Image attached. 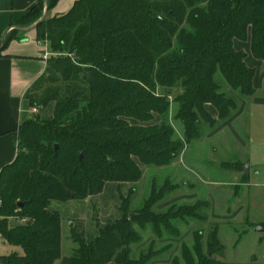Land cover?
<instances>
[{
	"label": "trees",
	"instance_id": "obj_1",
	"mask_svg": "<svg viewBox=\"0 0 264 264\" xmlns=\"http://www.w3.org/2000/svg\"><path fill=\"white\" fill-rule=\"evenodd\" d=\"M58 1L33 6L1 45L3 51L19 39V28L37 24L38 42H48L53 55L25 96L37 113L21 124L17 156L0 172V236L23 251L0 256V264H148L151 254L130 257L139 239L134 225L171 227L177 214L153 211L166 189L153 190L136 211H130L136 189L121 196L122 216L90 244L84 224L73 226L77 248L66 258L52 204L98 196L108 183L136 184L141 165L161 168L176 159L183 146L170 126L129 122L166 114L175 88L182 89L174 101L188 140L199 138L200 120L214 126L238 110L219 74L233 91L253 97L255 69L235 41L250 34L252 55L264 63V0H76L67 13L40 21ZM51 103L53 116L43 119ZM195 252L186 264H220L213 256H224L225 246L215 231L207 252L201 238Z\"/></svg>",
	"mask_w": 264,
	"mask_h": 264
},
{
	"label": "rangeland",
	"instance_id": "obj_2",
	"mask_svg": "<svg viewBox=\"0 0 264 264\" xmlns=\"http://www.w3.org/2000/svg\"><path fill=\"white\" fill-rule=\"evenodd\" d=\"M43 43L53 54L51 45ZM250 46V34L246 41H235L236 50L245 52L246 64L255 69L253 97L241 96L220 74L216 77L222 91L238 102V110L229 119L214 126L200 120L199 138L188 140L184 125L177 119L179 105L174 101L182 89L175 88L168 96L170 107L166 114H155L148 123L129 122L170 126L173 140L183 146L176 159L161 168L141 165L143 177L136 184L119 183L120 189L115 191L108 186L105 193L88 201L52 204L62 219L63 258L72 256L77 248L72 240L73 226L78 228L82 222L85 240L92 243L100 228L122 216L121 196L127 197L135 188L130 211L142 208L153 190L166 189L169 192L153 211L159 215L175 213L177 219L171 221V227L161 223L157 228L152 222L142 227L134 225L139 239L130 245L131 259L151 254L148 264H186L188 257L196 260L198 240L201 238L206 253L210 235L217 231L218 240L225 246L224 256H213L220 264H264V231L256 232L257 227L264 230V63L254 58ZM157 94L162 95L159 88ZM54 107L55 103L48 105L43 119L53 116ZM207 108L218 118L211 105ZM0 249L6 256L15 250L23 252L9 245L2 247L1 242Z\"/></svg>",
	"mask_w": 264,
	"mask_h": 264
},
{
	"label": "crops",
	"instance_id": "obj_3",
	"mask_svg": "<svg viewBox=\"0 0 264 264\" xmlns=\"http://www.w3.org/2000/svg\"><path fill=\"white\" fill-rule=\"evenodd\" d=\"M42 1L0 0V47L6 36L12 29L17 28V24L31 8ZM75 1L59 0L47 16L54 17L67 13ZM19 29L21 31L19 39L12 40L3 51H1L2 48L0 50V172L17 156L18 130L21 124L34 118L32 117L34 113L25 96L45 73L47 67V60L43 58L45 47L43 42L42 44L38 42L35 28L31 26ZM108 186H111L110 188L114 191L120 189L119 183H108L103 193ZM51 209L54 210V208ZM0 242L2 247L6 246L1 236ZM0 256H4L1 249Z\"/></svg>",
	"mask_w": 264,
	"mask_h": 264
},
{
	"label": "built area",
	"instance_id": "obj_4",
	"mask_svg": "<svg viewBox=\"0 0 264 264\" xmlns=\"http://www.w3.org/2000/svg\"><path fill=\"white\" fill-rule=\"evenodd\" d=\"M42 44V42H39ZM47 42H45L46 44ZM44 44V43H43ZM53 54L48 50V48L45 46V49L43 50V58L45 60H48ZM33 113H37V109L36 108H33L32 109Z\"/></svg>",
	"mask_w": 264,
	"mask_h": 264
},
{
	"label": "water",
	"instance_id": "obj_5",
	"mask_svg": "<svg viewBox=\"0 0 264 264\" xmlns=\"http://www.w3.org/2000/svg\"><path fill=\"white\" fill-rule=\"evenodd\" d=\"M46 16H47V9H45L44 15H43V17L41 18L40 21L44 20ZM40 21H39V22H40ZM36 25H37V24L33 25L32 28H35ZM1 48H2V47H0V50H1ZM245 169L248 170L247 167H246ZM247 174H249L248 171H247ZM22 205H23V204L20 203L18 206H19V207H22ZM263 231H264V230H263V228H261V227H257V228H256V232H263Z\"/></svg>",
	"mask_w": 264,
	"mask_h": 264
}]
</instances>
